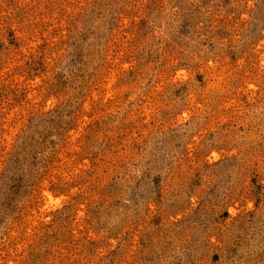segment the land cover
Instances as JSON below:
<instances>
[{
	"label": "rangeland",
	"instance_id": "374dc122",
	"mask_svg": "<svg viewBox=\"0 0 264 264\" xmlns=\"http://www.w3.org/2000/svg\"><path fill=\"white\" fill-rule=\"evenodd\" d=\"M0 264H264V0H0Z\"/></svg>",
	"mask_w": 264,
	"mask_h": 264
}]
</instances>
